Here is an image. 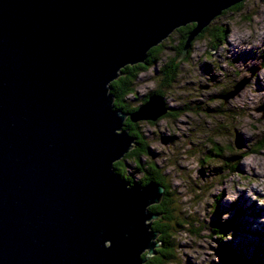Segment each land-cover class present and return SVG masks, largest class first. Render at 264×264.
Masks as SVG:
<instances>
[{
    "label": "water",
    "instance_id": "water-1",
    "mask_svg": "<svg viewBox=\"0 0 264 264\" xmlns=\"http://www.w3.org/2000/svg\"><path fill=\"white\" fill-rule=\"evenodd\" d=\"M239 1L0 0V264H143L156 253L149 206L165 186L130 185L113 163L135 143L127 117L171 107L155 92L124 111L109 84L195 22L185 56Z\"/></svg>",
    "mask_w": 264,
    "mask_h": 264
},
{
    "label": "rangeland",
    "instance_id": "rangeland-1",
    "mask_svg": "<svg viewBox=\"0 0 264 264\" xmlns=\"http://www.w3.org/2000/svg\"><path fill=\"white\" fill-rule=\"evenodd\" d=\"M211 29L225 31L218 44L209 38ZM180 39L181 33L174 29L164 39L162 58L141 70L133 103L141 104L142 96L160 86V68L176 53L173 45ZM188 53L187 58L180 57L176 80L164 87L172 114L138 120L149 147V154L144 152L141 159L144 164L154 160L163 171L174 192L173 211L181 210L185 222L174 230L176 256L165 264H223L209 230H201L218 217L217 198L222 217L233 213L235 203L250 211L248 222L254 232L248 236L253 243L264 230V147L249 152L264 133V0H244L238 8L224 9ZM241 80H246L244 86L233 95L223 92L229 88L230 93ZM187 103L194 107H186ZM215 143L224 149H214L221 155H207ZM230 153L236 154L238 165L225 172L224 155ZM207 156L212 159L203 162ZM125 161L135 179L144 176V169L137 168L132 158ZM218 166H222L219 173ZM253 211L262 212L261 216Z\"/></svg>",
    "mask_w": 264,
    "mask_h": 264
},
{
    "label": "trees",
    "instance_id": "trees-1",
    "mask_svg": "<svg viewBox=\"0 0 264 264\" xmlns=\"http://www.w3.org/2000/svg\"><path fill=\"white\" fill-rule=\"evenodd\" d=\"M244 0H241L233 4L232 8H238L242 5ZM211 24V23H210ZM210 24L206 25L203 30H201L191 41L193 42L204 36V32L210 27ZM196 26L195 22H189L185 25H181L176 28L181 33L180 42L173 47L176 49V53L171 56L160 68L161 72V82L160 86L151 90L144 96L141 100L144 102L148 99L149 95L152 93H160L165 96L166 91L164 87L170 86L175 80L179 72L180 64L182 62L180 54L183 51V47L187 40L189 33ZM225 36V31H212L209 35L210 40H212L213 45L221 42L222 37ZM191 45L188 48L190 52ZM166 41L163 40L157 45L152 46L148 50V55L145 61L136 62L133 64H127L120 69V75L110 82V92L114 95V106L121 108L124 111L132 112L139 104L133 103L132 99L138 98V91L136 89V80L139 76L141 70L146 69L151 64L158 62L162 56V52L165 50ZM186 53L184 58L188 57L189 53ZM264 56V55H262ZM264 62V59H262ZM229 88H225L223 92L227 93ZM133 96V98H132ZM140 98V97H139ZM142 101L140 103H142ZM194 107L192 104L187 103L186 107ZM173 109V108H171ZM169 110L164 115H171L172 110ZM176 114V113H173ZM161 117V116H160ZM154 122V121H153ZM124 128L129 130V133L135 137V143L129 149L125 155L114 161V167L120 179L130 181V185L137 183L146 184L150 180H156L165 186V191L160 202L153 203L149 206V209L155 211L158 216L153 220L152 227L158 231V236L156 240L159 245L155 248L156 253L152 254L149 259H147L143 264H165L167 261L174 260L176 253V242L174 230L176 231L178 227H183L184 223L181 218V210H178L177 214L174 213L172 207L173 202V190L169 181H167L165 174L162 170H159L157 163L152 159H147L146 164H144L141 159V155L146 152L149 154L148 142L146 141V136L144 135L140 121H133L130 117L124 120ZM217 146L212 147L207 155H221L214 149H219L223 151L224 149L218 143ZM264 147V133L261 135L260 139H256L254 144L250 147L249 152L253 150H259ZM230 149V148H228ZM232 152V151H231ZM226 160H224L225 172L229 170H235L238 165V160L235 153H230L224 155ZM126 157H130L135 161L137 168L142 167L144 169V176L140 179H135L134 175L128 172L127 163L125 161ZM203 162H208L212 157H203ZM222 166L215 167L217 173H219ZM223 173H220L222 175ZM219 198L215 201V213L218 217L211 219L207 224L202 226L203 230L206 228L210 237L214 238L215 249L217 253L222 257L223 264H264V245L262 244L264 240V230L259 231V240L253 243L252 239L248 236L251 231L254 232L252 226L249 224L248 215L250 214L248 209L241 204H234L231 208L232 214L228 217H222L220 215V205ZM228 211V210H227ZM253 213L261 215L260 211H253ZM160 217V218H159ZM250 218V217H249ZM164 219V221L162 220ZM185 221V220H184ZM253 245V249H249ZM255 247V248H254ZM145 251L142 255H145Z\"/></svg>",
    "mask_w": 264,
    "mask_h": 264
},
{
    "label": "clouds",
    "instance_id": "clouds-1",
    "mask_svg": "<svg viewBox=\"0 0 264 264\" xmlns=\"http://www.w3.org/2000/svg\"><path fill=\"white\" fill-rule=\"evenodd\" d=\"M261 216V215H260Z\"/></svg>",
    "mask_w": 264,
    "mask_h": 264
}]
</instances>
